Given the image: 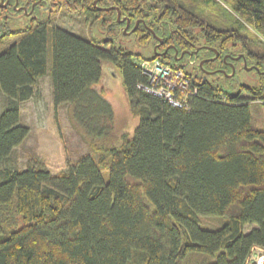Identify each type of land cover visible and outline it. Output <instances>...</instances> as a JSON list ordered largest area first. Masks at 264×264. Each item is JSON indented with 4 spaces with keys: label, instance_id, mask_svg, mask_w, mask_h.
<instances>
[{
    "label": "trees",
    "instance_id": "1",
    "mask_svg": "<svg viewBox=\"0 0 264 264\" xmlns=\"http://www.w3.org/2000/svg\"><path fill=\"white\" fill-rule=\"evenodd\" d=\"M13 1L0 7V264H245L253 246L264 248V73L250 70L257 79L234 91L217 81L223 77L230 87L232 77L221 70L231 72L224 60L239 54L264 70V44L247 29L264 37V0H223L226 7L215 0L40 3L48 14L62 8L101 20L108 26L102 40L34 12L14 29L7 14ZM18 1L29 9L35 0ZM205 6L217 10L215 18L203 15ZM116 9L130 20L129 29L138 21L131 33L139 44L153 47L154 32L160 48L172 45L170 52L153 48L146 57L117 46L114 27L123 29L125 21L117 20ZM197 47L208 56L203 70L218 72L204 77L194 59L197 92L188 108L137 87L148 82L141 60L184 69L187 56H175L186 49L194 58ZM106 62L120 69L129 110L138 118L132 137L115 129L110 103L93 89ZM46 74L54 107L68 105L72 125L98 153L67 161L56 173L35 152L23 167L12 156L30 132L21 104ZM201 216L223 223L206 228Z\"/></svg>",
    "mask_w": 264,
    "mask_h": 264
},
{
    "label": "rangeland",
    "instance_id": "2",
    "mask_svg": "<svg viewBox=\"0 0 264 264\" xmlns=\"http://www.w3.org/2000/svg\"><path fill=\"white\" fill-rule=\"evenodd\" d=\"M215 1L221 4V6H227L223 0ZM210 8L211 7L207 8L205 6L203 8V15L205 17H210L209 19L211 20V18H215L217 10ZM34 15H36L39 20L49 17L48 21L52 25L77 33L86 38L91 37L93 39L102 40L108 37V26L103 25L101 20L92 22V20L87 19L83 14H69L62 8L48 14L45 9L37 8L34 11ZM28 20L27 16L20 15L8 22L11 23L12 28L16 29L26 25L29 22ZM247 29L250 36L258 38L264 44V37L259 35L252 26L247 25ZM127 30L130 29L127 28ZM114 34V40L117 46L135 53H142L146 57L151 55L154 46L157 48L159 45V41H156L153 47L152 43H149L147 46H142L136 41V36L133 33H123V29H119L117 26L114 27ZM17 39V36L11 37L7 39L1 47H7ZM200 45L204 46L203 44ZM199 47L197 51L200 49ZM238 47L239 43L234 47L228 45L226 50H235ZM158 49L160 50V47H158ZM201 53L202 52H200V54ZM250 63H253L252 59H248L246 65ZM234 67L236 72L235 75L231 76L230 87L225 84L223 77L217 80L225 90L234 91L238 85L251 84L257 79V75L250 70H246L244 67L242 68L240 62H236ZM102 68V77L100 81L93 86V89L110 103L114 115L113 124L115 129L117 131H127L130 137H132L138 123V118L133 116L129 110L127 96L122 86V73L115 64L110 62L103 63ZM184 69L191 72L195 71L194 64L190 62H186ZM216 72L218 71L207 73V78L210 77V74ZM3 106L4 100L3 96L0 94V109ZM20 117L21 122L30 128V132L12 154L15 163L19 167L24 166L26 159L32 152L37 153L45 162L48 169L53 173L65 168L67 161H74L83 154H92L94 158H97L98 153H93L83 137L86 133L83 131L79 132L76 126L72 125L74 123H72L73 121L69 115L68 105L61 104L57 108L54 107L50 78L47 74L37 80L34 86L33 96L22 102ZM262 117H264V113H260V121H262ZM21 223V219L18 218V224ZM200 223L206 228H217L223 223V219L217 216H201ZM250 227L251 226H247V229Z\"/></svg>",
    "mask_w": 264,
    "mask_h": 264
},
{
    "label": "built area",
    "instance_id": "3",
    "mask_svg": "<svg viewBox=\"0 0 264 264\" xmlns=\"http://www.w3.org/2000/svg\"><path fill=\"white\" fill-rule=\"evenodd\" d=\"M194 64V60L188 61ZM140 67L147 76V83H139L137 87L149 94L166 100L170 105L188 108V97L197 92L193 83L195 73L180 67H173L159 59L141 60ZM245 264H264V248L253 246L245 260Z\"/></svg>",
    "mask_w": 264,
    "mask_h": 264
},
{
    "label": "flooded vegetation",
    "instance_id": "4",
    "mask_svg": "<svg viewBox=\"0 0 264 264\" xmlns=\"http://www.w3.org/2000/svg\"><path fill=\"white\" fill-rule=\"evenodd\" d=\"M10 0H0V7H5L7 4H8V2H9ZM36 1V0H35ZM35 1H33L31 4H30V7H29V9H27V6L26 5H24V4H21L18 0H14L13 1V3H11V10L9 11V12H7V14L10 16V17H14V18H17V17H19L20 15H22V13L24 14L23 16H28V15H30L32 12H34V7L35 6H39L41 9H45L46 10V8L45 7H47V5H45V6H42V5H40V3L42 2V0L39 2V3H36L34 6H33V9H32V12L30 13V14H26L27 12H29L30 11V9L32 8V5H33V3L35 2ZM25 7V11H24V8ZM134 26V25H133ZM132 26V27H133ZM129 28V27H128ZM162 45V42L158 45V47H160ZM157 47V48H158ZM172 48V45H170V44H167V45H164L162 48H160V50L158 51V53H162V54H165V53H167V52H170V49ZM198 48V47H197ZM200 50L201 49H199L194 55H195V57L194 58H191V54L186 50V49H184V50H182L181 52H180V54L178 55V56H175V59L177 60V61H182V59H184L186 56H187V60H194V59H197L198 60V65H199V67H200V69L202 70L201 72L204 74V77L206 76V74L207 73H205V71L203 70V65H204V63H205V61H204V63H202L203 65H202V67L200 66V60H202V59H205V58H207L206 56H203L202 55V53L200 54ZM174 52H175V55H176V52H177V50L176 49H174ZM239 59H241V61H243V59H242V57H240ZM239 59H237V60H234L233 58H231V60H224V63L227 65V66H230V61H232L233 62V64H234V61H236L237 63H238V60ZM246 62H247V60H246ZM248 66L250 65H253V63H250V64H247ZM216 69H221V68H216ZM230 72V71H229Z\"/></svg>",
    "mask_w": 264,
    "mask_h": 264
},
{
    "label": "water",
    "instance_id": "5",
    "mask_svg": "<svg viewBox=\"0 0 264 264\" xmlns=\"http://www.w3.org/2000/svg\"><path fill=\"white\" fill-rule=\"evenodd\" d=\"M2 1V0H1ZM41 0H36L34 3H33V5H32V8L30 9V11L29 12H27L26 14H30L31 12H32V9H33V6L36 4V3H39ZM96 2H97V0H94L93 1V4L94 5H96ZM101 10H109V9H111V8H113V7H99ZM24 9V11H25V7L23 8ZM117 10V9H116ZM116 18H117V20L118 21H120V22H124L125 21V25H124V27H123V33H131V32H133L134 30H135V28H136V26L138 25V21H136L135 23H134V26L130 29V30H127V28L129 27V25H130V20L129 19H126L125 17H120V12H119V10H117V13H116ZM153 35L155 36V38L156 39H159V44L161 43V38H159V37H157L156 35H155V33L153 32ZM154 48V50L156 49V46H154L153 47ZM212 50H214L213 48H211ZM196 51H197V49H195L193 52L194 53H196ZM215 51V50H214ZM190 54H193L192 52H190ZM217 52L215 51V56H213V57H211V58H209V59H214V57H216L217 56ZM240 57H242V59H243V66H244V68L246 69V70H251V69H255L256 71H258L259 73H264V70H259L257 67H254V66H247L246 65V59H245V57L243 56V54H239V55H237V56H235V57H232L233 59H239ZM226 58V56H223V59H225ZM204 62V59H202V60H200V66L202 67V63ZM230 66H231V72L230 73H226L224 70H221L222 71V73H224L225 74V76L226 77H231L233 74H234V72H235V67H234V65L232 64V63H230ZM214 71H205V73H213Z\"/></svg>",
    "mask_w": 264,
    "mask_h": 264
}]
</instances>
